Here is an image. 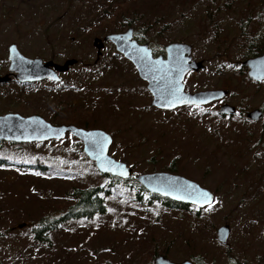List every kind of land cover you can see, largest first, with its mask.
<instances>
[{
    "label": "rangeland",
    "instance_id": "obj_1",
    "mask_svg": "<svg viewBox=\"0 0 264 264\" xmlns=\"http://www.w3.org/2000/svg\"><path fill=\"white\" fill-rule=\"evenodd\" d=\"M160 1L131 3L122 20L96 27L102 0H0V68L11 44L29 59L77 60L59 83L24 92L9 85L6 98L0 90V114L102 130L112 138L108 155L134 176L174 168L172 174L211 192L212 203L187 210L139 204L119 185L105 197L104 213L66 221L42 244L30 229L61 216L73 188L106 187V178L69 135L6 145L0 148V264H153L156 256L173 263L264 264V119L245 115L264 107V81L250 83L242 71L249 42L264 37V0H200L174 9ZM128 28L154 56L171 43L190 45L192 60L204 69L185 76V92L227 90L226 102L237 113L220 116V102L151 107L146 84L109 42L94 63L93 39ZM225 225L222 245L216 230Z\"/></svg>",
    "mask_w": 264,
    "mask_h": 264
},
{
    "label": "water",
    "instance_id": "obj_2",
    "mask_svg": "<svg viewBox=\"0 0 264 264\" xmlns=\"http://www.w3.org/2000/svg\"><path fill=\"white\" fill-rule=\"evenodd\" d=\"M113 45L117 54L131 64L146 90L151 96L150 106L160 111H172L181 107H203L221 101L227 96V91L206 90L195 93L185 92L183 79L188 73H197L204 69L202 62L193 61L191 46L184 43H171L163 48V55L153 56L146 44H139L133 38V29L128 28L122 33L108 34L102 39L94 38L92 45L96 49L97 63L104 48V43ZM9 72L15 75L19 83H36L42 81L59 82L60 75L77 65V60L68 59L62 64L41 59H29L20 54L14 44L7 48ZM246 76L255 83L264 81V53L243 61ZM6 79H0L4 82ZM218 113L221 116H233L235 108L222 104ZM246 119L258 121L261 112L257 109L246 114ZM69 134L82 145V153L93 163L95 169L102 175L127 180L132 175V169L123 162L116 161L108 155L112 138L102 130H87L74 125H51L38 115L20 116L7 113L0 116V141L22 144L46 141H58ZM136 182L148 193L167 199L171 202L194 206L202 209L213 201V194L201 188L198 184L171 173H152L135 176ZM207 194L205 197L203 194ZM19 224L17 228H22ZM229 227L222 226L216 230L217 241L225 245ZM153 264H193L190 261L173 263L163 256H156Z\"/></svg>",
    "mask_w": 264,
    "mask_h": 264
},
{
    "label": "trees",
    "instance_id": "obj_3",
    "mask_svg": "<svg viewBox=\"0 0 264 264\" xmlns=\"http://www.w3.org/2000/svg\"><path fill=\"white\" fill-rule=\"evenodd\" d=\"M140 0H102V4L99 7V16L97 21L94 22L95 26L98 27L104 20L117 21L122 20L124 18L125 13L124 10L130 7L129 4L137 2ZM144 2L150 0H141ZM171 9H174L176 6L186 8L187 6L190 7L200 0H166ZM159 2V1H158ZM162 2V0L160 1ZM116 19V20H115ZM102 28V27H101ZM136 37L138 38V42H140L137 32H135ZM249 50L246 54L247 57H255L264 53V37L262 38H253L252 41L248 44ZM154 53V52H153ZM122 60V59H121ZM243 67V66H242ZM243 72L245 73V67L242 68ZM248 79V78H247ZM248 81L251 82L249 79ZM38 85V84H37ZM222 88L228 89L227 86H223ZM227 91V90H226ZM228 95H229V91ZM19 93V92H18ZM16 96L20 98L21 96ZM68 121L73 122L78 125L86 126V124H82L81 119L79 117L70 116L67 118ZM0 148L6 145L13 146V144H1ZM20 146V145H19ZM17 146V147H19ZM2 163L0 162V165ZM44 169H41L44 172ZM169 172L175 173L174 168H169ZM42 174V173H41ZM106 178L107 186L106 187H95V188H81L76 187L69 192V206L67 207L66 211L57 218H42L38 222L35 227L30 229V233L32 234L33 238L45 244L47 241L48 235L56 231L61 224L65 223L66 221L70 220H85L90 219L96 215H101L105 211V197H109L115 189L119 187V185L125 186L124 188L129 189L132 196L134 197V201L139 204H149V203H158L159 205L163 206L167 209H183L187 210L188 206L180 205L169 200L160 198L155 195H151L150 193L146 192L134 179L131 177L127 180H121L116 177L111 176H103ZM73 202V203H72ZM194 214H197L194 213Z\"/></svg>",
    "mask_w": 264,
    "mask_h": 264
},
{
    "label": "flooded vegetation",
    "instance_id": "obj_4",
    "mask_svg": "<svg viewBox=\"0 0 264 264\" xmlns=\"http://www.w3.org/2000/svg\"><path fill=\"white\" fill-rule=\"evenodd\" d=\"M6 61H7V63H5V65L0 68V79H4V78L6 79V81L0 82V90L2 91V93L9 85H15V87H18V91L24 92V91L28 90L30 86L35 85V84H41L43 82L42 81V82H36V83H19L17 81V79L15 78V75L12 72H9V70H8L9 61H8V59H6ZM45 82H48V81H45ZM3 94H4L5 98L7 96H9V94L5 91ZM217 102H220L221 104H228L226 102V98L221 100V101H217ZM259 111L261 112V119H264V107L260 108ZM236 113H237V110L235 109V114ZM1 115H3V114H0V116ZM193 264H195V263H193Z\"/></svg>",
    "mask_w": 264,
    "mask_h": 264
},
{
    "label": "snow or ice",
    "instance_id": "obj_5",
    "mask_svg": "<svg viewBox=\"0 0 264 264\" xmlns=\"http://www.w3.org/2000/svg\"><path fill=\"white\" fill-rule=\"evenodd\" d=\"M205 197L207 196V194L205 193V194H203Z\"/></svg>",
    "mask_w": 264,
    "mask_h": 264
}]
</instances>
